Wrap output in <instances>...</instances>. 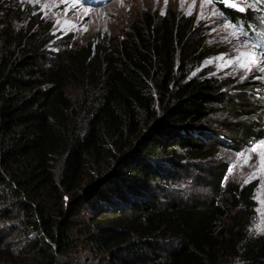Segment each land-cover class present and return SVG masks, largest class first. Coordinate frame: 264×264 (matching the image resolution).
<instances>
[{
  "label": "trees",
  "instance_id": "trees-1",
  "mask_svg": "<svg viewBox=\"0 0 264 264\" xmlns=\"http://www.w3.org/2000/svg\"><path fill=\"white\" fill-rule=\"evenodd\" d=\"M224 10L248 33L264 25L251 9ZM53 27L34 6L0 0V219L38 233L27 253L37 264L53 262L44 244L63 252L72 230L70 220L52 215L40 200L42 190L73 192L86 168L105 161L110 170L68 212H89L85 234L115 264H264V236L248 234L249 207L229 216L215 200H163L168 162L203 159L222 142L213 132L207 146L208 131L200 125L219 99L218 82L181 72L202 46L173 24L157 40L76 49L67 36L55 40ZM225 106L242 119L230 127L237 143L261 139L257 100L244 96ZM59 155L65 161L57 184ZM241 201L249 199L242 196L236 206ZM1 244L0 238V250Z\"/></svg>",
  "mask_w": 264,
  "mask_h": 264
},
{
  "label": "rangeland",
  "instance_id": "rangeland-1",
  "mask_svg": "<svg viewBox=\"0 0 264 264\" xmlns=\"http://www.w3.org/2000/svg\"><path fill=\"white\" fill-rule=\"evenodd\" d=\"M6 1L34 6L46 19L54 20L55 40L60 42L67 36V41L76 49L96 43L105 45V50L108 51L120 47L127 40L141 43L142 39L149 37L160 39L173 24L179 26L180 31L186 29L191 43L202 46V53L192 62H185L182 76L201 75L218 82L215 88L219 99L215 104L209 105L210 114L200 125L207 128V146L212 145L214 138H210V135L213 132L220 135L222 142L203 159L177 158L176 167H171L168 162L171 175L161 182L166 196L163 200L167 203L171 200L192 205L215 200L223 204L229 211V216L239 209L249 207L252 217L249 219L248 234L264 236V132L258 141L243 140L237 143L230 127H234L242 119L230 113L225 106L227 101L238 104L244 96L254 98L262 111L253 113L262 116L259 123L264 130V70H260L249 58L250 62L244 67H237L243 58L239 56L240 53L254 52L255 60H264L260 48L253 47H264V25L261 26V22L257 31L248 33L247 29L236 25L226 14L224 9L231 7L222 2L225 7L223 9L213 0ZM233 2L264 18V0ZM233 32L236 33L235 36ZM56 49L57 45L54 46V50ZM205 55L209 57L202 59ZM239 106L244 112L251 110L245 104ZM55 157L53 170L57 184H60L65 156ZM111 164L103 161L98 166L86 168L80 185L73 192L64 188L61 191L52 190L50 187L42 190L40 200L45 201L52 215L70 220L69 226L72 227L68 235V246L63 252H56L54 245L44 244L54 254L53 262L48 263L46 260L47 264H115L107 255L101 254L96 244L85 234L88 225L91 226L89 212L82 209L75 217H70L68 212V205L86 193L91 185H97L101 174L110 170ZM219 176L222 179L220 188H217ZM244 195L249 201H241L242 205L236 206ZM229 216L224 217L227 223H230ZM4 221L7 223L4 224ZM11 221L9 218L0 219V226L7 227L0 232V264H37L39 260L31 252L34 251L32 242L38 240V233L22 224L14 226ZM28 251L31 252L27 253Z\"/></svg>",
  "mask_w": 264,
  "mask_h": 264
},
{
  "label": "snow or ice",
  "instance_id": "snow-or-ice-1",
  "mask_svg": "<svg viewBox=\"0 0 264 264\" xmlns=\"http://www.w3.org/2000/svg\"><path fill=\"white\" fill-rule=\"evenodd\" d=\"M223 3H225V5L227 7H231V8H234V9H237L239 11H244V8H241L239 7V5L235 2H233V0H222ZM241 2H243V0H241ZM226 27H232L234 28L235 26L234 25H226ZM234 36L236 35L235 32L232 33ZM244 35H246V33H244ZM254 48H257L259 47L260 48V51L262 54H264V47H261L259 45H254L253 46ZM240 57H243V58H249L252 60L253 63H255L260 70H264V60H255V53L254 52H244V53H240L239 54ZM245 65L243 63H241V67H244ZM250 70V69H249Z\"/></svg>",
  "mask_w": 264,
  "mask_h": 264
},
{
  "label": "bare ground",
  "instance_id": "bare-ground-1",
  "mask_svg": "<svg viewBox=\"0 0 264 264\" xmlns=\"http://www.w3.org/2000/svg\"><path fill=\"white\" fill-rule=\"evenodd\" d=\"M250 62V60H248L247 58H242L241 60H240V64L237 66V67H239V68H241V63H243L244 65L245 64H247V63H249Z\"/></svg>",
  "mask_w": 264,
  "mask_h": 264
}]
</instances>
